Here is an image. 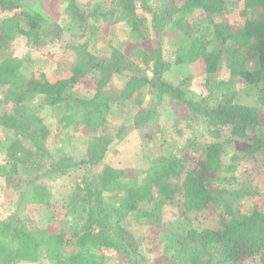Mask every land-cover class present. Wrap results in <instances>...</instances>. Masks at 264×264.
Listing matches in <instances>:
<instances>
[{"label":"trees","instance_id":"1","mask_svg":"<svg viewBox=\"0 0 264 264\" xmlns=\"http://www.w3.org/2000/svg\"><path fill=\"white\" fill-rule=\"evenodd\" d=\"M160 1L162 9L154 10L148 0H143L144 10L152 14L149 23L138 13L137 0H112V8L104 17L125 22L131 28L136 44L130 52L114 50L110 57L98 56L85 43H77L70 47L74 58L65 60L63 56L61 59L68 73L51 78L43 73L39 76L26 73L23 60L7 54L0 60V92L13 104L10 111L0 114V125L6 132L0 146L4 147L7 157V162L0 165V175L23 176L21 179L26 185L15 211L0 218V264L44 260L50 264H136L139 243L125 223L127 215L135 213V220L155 224L161 220L166 203L177 204L184 213L220 205V197L209 188L207 178L209 174L220 173L224 143L209 144L202 162L188 171L181 183L175 180L184 166L178 159L167 156H159L148 170L147 180L139 181L127 179L121 169L101 165L116 139L104 130L91 136L87 158L76 161L65 157L62 162L53 161L46 147L52 131L48 118L55 117L58 123L69 124L81 116L103 126L115 98L141 105L142 90L148 86L160 98L168 95L187 104L193 114L204 118L211 127L230 124L233 136L251 137L248 147L252 155L264 156V110L260 108H264V0H242L249 15L240 24L217 20L218 15L225 14L234 5L228 0ZM24 6L23 0H0L3 11L12 12ZM67 14L74 22L72 26L90 24L91 14L80 7L78 0H68ZM152 30L158 35L154 38L157 46L149 44L152 48L146 49ZM63 31L62 26L37 11L14 12L1 22L0 56L20 35L30 44L43 48L62 36ZM164 32L175 35L173 62L164 57L158 39ZM227 43L235 53L230 65L231 77L263 84L258 98L260 106L237 108L233 105V91L220 97L211 93L194 98L185 89L164 80V72L173 63L178 66L201 63L206 66V74L214 75L227 51ZM241 52H252L258 57L256 71L247 67ZM133 56L142 63L136 62ZM148 69H152V77ZM121 73L127 75L121 93L116 97L105 95L102 88ZM88 76L99 87L92 96H80L74 89ZM45 110L47 114L41 115ZM155 111L154 108L147 115L140 114V120H148ZM79 168L86 171L83 181L76 185L71 204L79 215L78 228L70 234H51L30 227L20 216L21 209L23 213L27 207L45 203L48 193L37 180L47 174H66ZM106 192L121 194L116 196L118 217L106 208ZM251 199L252 210L246 214L227 206L229 218L222 221L220 228L191 229L187 235L177 234L170 258L159 264H243L247 259L264 264V194ZM142 202L151 206L140 210ZM177 247L184 254L178 253ZM111 253L117 255L118 262L111 261Z\"/></svg>","mask_w":264,"mask_h":264},{"label":"rangeland","instance_id":"2","mask_svg":"<svg viewBox=\"0 0 264 264\" xmlns=\"http://www.w3.org/2000/svg\"><path fill=\"white\" fill-rule=\"evenodd\" d=\"M138 1V13L145 16L148 22H152V14L144 10L143 0ZM24 8L12 12L0 9V27L2 19L14 12L22 10L37 11L54 23L63 27L62 36L55 41L40 48L30 44L24 35H20L10 43L9 50L2 53L23 60L22 68L26 73L39 76L56 77L68 73V67L64 61L74 58V50L70 47L77 43H85L91 52L98 56L110 57L114 50L130 52L136 44V38L132 35L131 28L125 22H116L114 19L104 17L112 8V0H78V3L86 13H90V24L85 26H72L67 14L68 0H23ZM234 3L225 14L218 15V21H228L232 24H240L249 14L242 0H228ZM154 10L162 9L160 0H148ZM95 11H99L95 12ZM86 32V35H82ZM149 44H154L157 32L152 30ZM163 48L164 57L173 62L175 35L164 32L158 37ZM227 51L219 64L218 71L210 76L206 74V66L203 64L175 65L164 72V80L169 84L185 89L192 97H207L211 93L220 97L228 91L234 92L233 105L237 108L259 105L258 98L263 87L262 83H249L239 77L234 79L230 75L231 60L234 57V49L230 43L226 44ZM247 67L256 71L259 68V60L252 52H241ZM73 55V56H72ZM133 59L141 64V59L133 56ZM148 75L153 76L152 69H148ZM127 75L116 74L113 80L102 89L105 95L116 97L121 93ZM99 83L88 76L82 80L75 91L80 96H92ZM144 87L142 90L143 103H135L115 98L111 102L110 112L104 125H96L93 120L86 117H77L69 124L58 123L57 119L48 118L51 125V133L46 140V147L55 162H62L65 157L74 160L87 158L89 140L93 133L102 130L110 133L116 139L107 151L103 165H109L124 171L127 179L145 181L148 178V170L157 162L159 156H167L178 159L184 166L182 174L175 180L181 183L186 173L199 166L205 157L207 146L211 143H224L223 160L220 173L209 174L207 184L209 188L220 197V205L211 207L201 212L184 213L177 204L166 203L162 218L155 224H144L134 219L135 213L127 215L125 223L133 230L139 243V257L136 264H159L170 258L176 245L177 234L187 235L191 229L198 231L206 227L220 228L222 221L229 218L226 207L231 206L235 212L246 214L252 210V199L261 198L264 194V156L252 155L249 144L251 137L242 138L233 136L230 124L223 126H210L208 121L193 114L187 104L165 95L159 97L157 93ZM75 93V94H76ZM231 96V94H229ZM12 102L0 92V114L10 111ZM149 119L142 121L140 114L153 111ZM262 110L263 107L260 106ZM145 111V112H144ZM47 110L41 115L47 114ZM264 114V111H262ZM216 135H215V134ZM3 126L0 125V141L5 140ZM252 136V134H251ZM249 137V138H248ZM7 162L4 147L0 146V165ZM85 169H72L66 174L52 173L41 176L37 182L47 189L46 202L37 207L22 209L20 216L30 227H38L51 234L67 232L70 234L78 228L79 215L71 208L73 192L76 185L83 181ZM23 176L0 175V218L7 217L15 211L19 204L22 190L26 185L22 182ZM25 178V177H24ZM117 192H106L104 200L106 208L114 217H118L116 208L118 202ZM151 205L140 203L139 209L145 210ZM23 214V215H22ZM171 248V249H170ZM174 249V248H173ZM177 252L184 254L179 247ZM112 262H118L115 253L110 255ZM17 264H50L44 261H21ZM243 264H259L256 259H247Z\"/></svg>","mask_w":264,"mask_h":264}]
</instances>
